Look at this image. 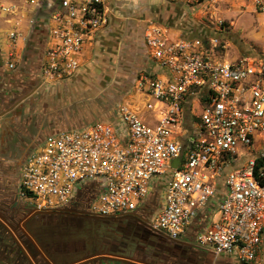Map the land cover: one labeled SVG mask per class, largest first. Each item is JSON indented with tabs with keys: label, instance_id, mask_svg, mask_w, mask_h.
Segmentation results:
<instances>
[{
	"label": "built area",
	"instance_id": "obj_1",
	"mask_svg": "<svg viewBox=\"0 0 264 264\" xmlns=\"http://www.w3.org/2000/svg\"><path fill=\"white\" fill-rule=\"evenodd\" d=\"M24 1L44 13L40 78H70L108 27L105 0ZM247 1L264 13V0ZM14 12L0 5V18ZM145 26L154 71L136 81L141 107L119 103L113 122L46 135L24 161L18 197L34 212L79 204L100 219L136 215L170 242L252 264L264 235V60L223 59L216 34L173 37ZM8 38L14 46L18 34ZM15 63L12 53L7 69ZM157 184L160 206L148 218Z\"/></svg>",
	"mask_w": 264,
	"mask_h": 264
},
{
	"label": "rangeland",
	"instance_id": "obj_2",
	"mask_svg": "<svg viewBox=\"0 0 264 264\" xmlns=\"http://www.w3.org/2000/svg\"><path fill=\"white\" fill-rule=\"evenodd\" d=\"M166 1L167 3L159 7L153 6L152 0H105L109 16L108 27L99 33L92 45L86 46L80 68L73 76L58 83H47L39 76L42 58H34L26 60L21 68L23 74L19 91L10 93L2 86L0 95L2 215L24 209L25 206L17 194L20 164L46 135L95 122H113L114 112L119 103H131L141 107L142 97L135 91L136 81L141 75L154 71V65L143 45L144 28L148 21L166 28L173 37L218 35L221 45L224 46L220 51L223 59L249 57L264 60V13L254 9L249 1ZM177 31L185 34L177 36L174 34ZM17 99L21 100V107L10 109ZM194 112L198 113V110L194 109ZM188 118L190 119L187 117V120ZM162 186L155 185L147 200L148 218L160 206ZM107 220L112 219L105 221ZM108 221L105 225L85 220L80 231L81 241L90 245L92 244L90 240L95 234L106 235L107 229H112L116 234L120 229L121 233L110 235V238L115 240L117 251H123V256L109 257H127L145 264H173L170 261H159L154 258L156 254L152 252V243L164 245L167 240L164 234H156L146 229L149 234L146 239L150 240L149 245H146L143 243L141 231L125 229L126 226L118 220H113L115 224L111 222V225ZM66 231L69 229L63 230L62 233ZM108 239L99 238L97 241L102 245L109 241ZM63 240L65 239L58 242L62 243ZM4 241L0 240V250L1 247L5 248L1 246V242ZM81 241L77 242L78 247L75 249L81 246ZM168 242L177 244L174 247L167 243L172 251L176 253L181 251V264H241L230 256L215 258L210 254H204L186 241ZM84 255L82 251H76L63 257L65 261H56L55 264H70L80 260ZM116 263L119 262L109 260L108 264ZM252 264H264V235L258 257Z\"/></svg>",
	"mask_w": 264,
	"mask_h": 264
},
{
	"label": "flooded vegetation",
	"instance_id": "obj_3",
	"mask_svg": "<svg viewBox=\"0 0 264 264\" xmlns=\"http://www.w3.org/2000/svg\"><path fill=\"white\" fill-rule=\"evenodd\" d=\"M24 161L25 158L22 159L19 170L22 168ZM19 210L20 212H18ZM19 210L8 212V214L5 211L6 215L0 213V240H5L1 242V246L5 248L1 247L0 250V264H55L56 261H65L63 257L76 251H82L85 255L80 260L70 264L79 261H84V264H108L109 260L104 259V257L111 255L123 256L121 250L123 247L120 249L121 252H118L115 240L113 241L110 238V235L121 233L120 229L116 234L113 233L112 229H107L106 235L104 233L95 234L90 240L92 246L81 241L80 231L85 220H93L105 225L108 221L92 216L87 208L82 205L74 204L63 209L46 212H34L26 207ZM113 220L120 221L126 226L125 229H137L141 231L140 234L144 237L149 236L147 232L149 229L146 227L145 222L136 215H126L112 219L108 221V224L111 225V222L115 224ZM5 222L7 225H5ZM66 229H69V231L62 233ZM99 238H109V241L99 245L97 241ZM61 239L69 242H65V240L62 243L58 242ZM78 241H81V246L75 249V247H78L76 246ZM100 256L103 258H100Z\"/></svg>",
	"mask_w": 264,
	"mask_h": 264
},
{
	"label": "crops",
	"instance_id": "obj_4",
	"mask_svg": "<svg viewBox=\"0 0 264 264\" xmlns=\"http://www.w3.org/2000/svg\"><path fill=\"white\" fill-rule=\"evenodd\" d=\"M152 2H154L153 6L159 7L167 3L166 0H152ZM1 4L13 5L15 12L9 17L0 18V95L4 86L10 93H16V90L19 91L22 82L21 75L23 73L21 68H23V64L26 63V60L42 58L44 42L42 30L37 29L44 17L42 10L27 5L24 0H0ZM12 30H15L18 34L14 46L11 45L8 38V32ZM174 34L183 36L185 33L177 31ZM12 53L15 56L16 63L14 70L10 71L6 65ZM20 104L21 100L17 99L10 109L21 107ZM193 226H196V222L192 225V228Z\"/></svg>",
	"mask_w": 264,
	"mask_h": 264
},
{
	"label": "trees",
	"instance_id": "obj_5",
	"mask_svg": "<svg viewBox=\"0 0 264 264\" xmlns=\"http://www.w3.org/2000/svg\"><path fill=\"white\" fill-rule=\"evenodd\" d=\"M184 38H192V37H184ZM142 237H143V243H145L146 245H149L150 240H147L146 237H144L143 235H142ZM167 243H169L168 240H165V242L163 243L164 245H158L155 243L151 244L152 249H153L152 252L156 254V255H154L156 257H154V258H157L161 262L170 261V263H173V264H181L182 263L181 262L182 258H180L181 257V254H180L181 251L179 253H176L170 249V246L175 247V246H177V244L169 243L170 246H168ZM153 263H155V262H153ZM116 264H120V263H116Z\"/></svg>",
	"mask_w": 264,
	"mask_h": 264
},
{
	"label": "water",
	"instance_id": "obj_6",
	"mask_svg": "<svg viewBox=\"0 0 264 264\" xmlns=\"http://www.w3.org/2000/svg\"><path fill=\"white\" fill-rule=\"evenodd\" d=\"M179 163V160H175L172 162V167H177ZM100 258H103L102 256H100ZM104 259H107V260H113V261H116V262H119V263H124V264H145L143 262H138V261H135L134 259H129L127 257H104ZM82 262L84 261H79V262H76V263H73V264H81Z\"/></svg>",
	"mask_w": 264,
	"mask_h": 264
}]
</instances>
